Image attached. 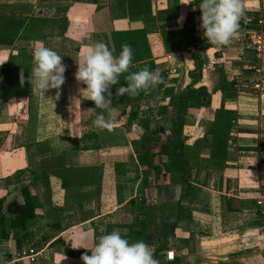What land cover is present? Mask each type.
<instances>
[{
    "label": "crops",
    "instance_id": "0c3cea01",
    "mask_svg": "<svg viewBox=\"0 0 264 264\" xmlns=\"http://www.w3.org/2000/svg\"><path fill=\"white\" fill-rule=\"evenodd\" d=\"M200 3L0 0V18L20 26L19 38L0 44V214L7 235L0 239V264H82L84 248L114 229L130 243L143 240L160 264H264V33H255L259 53L245 42L211 45L199 27ZM241 22L264 24V0H244ZM98 41L116 56L129 44L131 72L159 71L164 83L148 93L164 107L157 118L138 120L135 114L127 120L144 93L132 97L121 115L125 95L115 93L126 85H114L113 130L93 126L95 116L87 110L94 104L74 73L82 48ZM38 42L67 66L53 101L57 90L42 94L27 80ZM190 90L182 135L194 188L189 200H179L183 186L163 147L175 99L188 98ZM220 108L231 112L226 150L235 153L233 160L209 157L206 130ZM140 137L147 146L140 147ZM137 153L152 165L142 166L146 176ZM22 187L34 210L21 241L8 223ZM77 244L84 248L73 249Z\"/></svg>",
    "mask_w": 264,
    "mask_h": 264
},
{
    "label": "clouds",
    "instance_id": "9594fccd",
    "mask_svg": "<svg viewBox=\"0 0 264 264\" xmlns=\"http://www.w3.org/2000/svg\"><path fill=\"white\" fill-rule=\"evenodd\" d=\"M191 4L190 2L184 5ZM200 29L211 45H229L241 35L240 21L244 15V0H201ZM32 68L27 80L32 90L40 93L57 90L53 99H58V91L65 83L67 66L63 56L38 42L32 53ZM133 51L129 44L121 46L118 56L104 42H94L82 48L74 79L85 87L81 90L94 107L87 111L95 116L93 126L101 130H113L111 119L115 111L112 104L111 86L117 85L122 74L128 73L132 64ZM2 64V62H0ZM21 73V83L24 82ZM126 86L118 87L116 97H136L141 92L148 94L164 83L159 71L148 67L131 72L125 77ZM100 110V111H97ZM107 113V116L105 115ZM84 248L77 244L73 249ZM80 256L82 264H160L154 258L152 248L143 240L130 243L123 238L119 229L101 235L91 249ZM88 252L91 254L88 255ZM65 259V256H64ZM7 264V262H5Z\"/></svg>",
    "mask_w": 264,
    "mask_h": 264
},
{
    "label": "trees",
    "instance_id": "16d2710c",
    "mask_svg": "<svg viewBox=\"0 0 264 264\" xmlns=\"http://www.w3.org/2000/svg\"><path fill=\"white\" fill-rule=\"evenodd\" d=\"M133 14V13H129ZM20 30V26L15 24L11 18L5 19L0 18V44L10 45L19 38L17 32ZM243 30L247 33H264V24L258 25L256 22H248L243 26ZM242 32V31H241ZM254 33V34H255ZM28 60L26 58H23ZM132 69H129L131 72ZM119 86L126 85L125 78H121L118 82ZM189 97L185 96L177 97L175 99L176 107H173V116L169 124L170 136H168V142L163 147V155L166 157L168 165L172 167V174L176 175L183 186V191L179 197V200H189L190 195L193 190V184L191 183V176L188 168L187 160L184 158V148L186 138L182 135V128L184 125V115L187 108L190 106L188 103L193 99L194 91H188ZM132 97L125 95L121 100L122 109L121 115L124 114L125 105L129 103ZM156 103V102H155ZM164 107H158L157 115L163 110ZM135 118V111L131 115L127 116V120H133ZM231 121V112L220 108L213 111V120L206 130V134L210 137V154L211 159L216 160H233L235 159V153H228L226 150L227 142L229 140V125ZM142 130L147 127V123L142 121L140 124ZM140 147L147 146L146 139L139 138ZM137 162L141 167L142 176H146V171L142 166L150 165L148 158L141 153L136 154ZM19 196L21 198V204L18 205L16 213L13 218L9 220L8 228L17 229L20 232V240H24L26 236V226L27 223L33 218L34 205L32 203L31 197L29 195L28 189L22 187L18 190ZM179 202V201H177ZM1 204V202H0ZM180 209L179 207L177 208ZM3 216L0 214V239H7V235L3 228ZM65 255L69 256L72 253L68 250L63 251Z\"/></svg>",
    "mask_w": 264,
    "mask_h": 264
},
{
    "label": "built area",
    "instance_id": "2783aa9c",
    "mask_svg": "<svg viewBox=\"0 0 264 264\" xmlns=\"http://www.w3.org/2000/svg\"><path fill=\"white\" fill-rule=\"evenodd\" d=\"M243 26H244V22L240 21V29H241V35L236 38L233 39L231 43H238V42H245V46L246 47H252L254 48V51L256 53H259L261 51V45L259 43V41L256 38V35L254 33H247L246 30H243ZM251 89H257V85L253 84ZM147 94L144 93L143 97H141L138 101H137V106L138 108L141 110V116L140 113L138 114V112L136 111V118L138 120H144V119H153V118H157V109L158 103H155L151 98H149L148 96H146ZM157 106V107H156ZM255 205L257 207H262V202L260 200H257L255 202ZM172 252H166L165 253V258L167 260H171L172 259Z\"/></svg>",
    "mask_w": 264,
    "mask_h": 264
},
{
    "label": "rangeland",
    "instance_id": "374dc122",
    "mask_svg": "<svg viewBox=\"0 0 264 264\" xmlns=\"http://www.w3.org/2000/svg\"><path fill=\"white\" fill-rule=\"evenodd\" d=\"M255 33V32H254ZM256 63H257V59H255L254 58V60L250 63V64H248V65H250V67H253L254 66V64L256 65ZM146 96H148L149 98H150V96L147 94ZM152 99V98H151ZM157 100H159V98H156ZM153 100V99H152ZM158 106H160V104L158 103L157 104ZM157 107V106H156ZM135 111H137L138 112V114L140 113V116H141V114H143V113H141V110L138 108V106H137V104L135 105ZM135 114H136V112H135ZM137 116V115H136Z\"/></svg>",
    "mask_w": 264,
    "mask_h": 264
}]
</instances>
